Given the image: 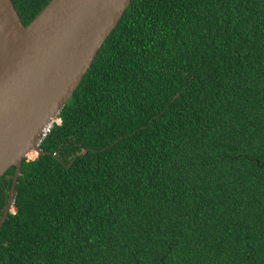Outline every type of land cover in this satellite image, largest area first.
Returning <instances> with one entry per match:
<instances>
[{
  "label": "trees",
  "instance_id": "1",
  "mask_svg": "<svg viewBox=\"0 0 264 264\" xmlns=\"http://www.w3.org/2000/svg\"><path fill=\"white\" fill-rule=\"evenodd\" d=\"M56 120L0 264H264V0H131Z\"/></svg>",
  "mask_w": 264,
  "mask_h": 264
},
{
  "label": "water",
  "instance_id": "2",
  "mask_svg": "<svg viewBox=\"0 0 264 264\" xmlns=\"http://www.w3.org/2000/svg\"><path fill=\"white\" fill-rule=\"evenodd\" d=\"M131 0H50L24 26L0 0V177L14 175L0 228L12 210L21 162L39 148Z\"/></svg>",
  "mask_w": 264,
  "mask_h": 264
},
{
  "label": "rangeland",
  "instance_id": "3",
  "mask_svg": "<svg viewBox=\"0 0 264 264\" xmlns=\"http://www.w3.org/2000/svg\"><path fill=\"white\" fill-rule=\"evenodd\" d=\"M54 122L59 123L58 120H55ZM36 157H37V154L36 153H29V154L26 155L25 158L28 159V160H32V159H35ZM11 212H14V210L12 209Z\"/></svg>",
  "mask_w": 264,
  "mask_h": 264
}]
</instances>
